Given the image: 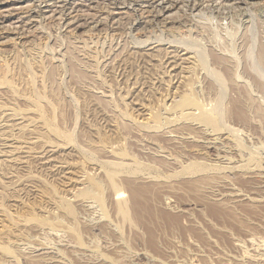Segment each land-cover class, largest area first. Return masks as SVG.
<instances>
[{"label":"rangeland","instance_id":"1","mask_svg":"<svg viewBox=\"0 0 264 264\" xmlns=\"http://www.w3.org/2000/svg\"><path fill=\"white\" fill-rule=\"evenodd\" d=\"M126 1L0 0V264H264V0Z\"/></svg>","mask_w":264,"mask_h":264},{"label":"bare ground","instance_id":"2","mask_svg":"<svg viewBox=\"0 0 264 264\" xmlns=\"http://www.w3.org/2000/svg\"><path fill=\"white\" fill-rule=\"evenodd\" d=\"M62 1H63V0H62ZM162 1H164V0H162ZM171 1H172V0H171ZM16 2H17V1H16ZM116 2H117V1H116ZM125 2H127V1L125 0ZM128 2H129V1H128ZM135 2H136V1H135ZM137 2H138V1H137ZM131 3H132V2H131ZM147 3H148V2H147ZM169 3H170V2H169ZM53 4H54V3H53ZM141 4H142V3H141ZM192 5H193V4H192ZM149 6H150V5H149ZM152 6H153V5H152ZM139 7H140V6H139ZM169 7H171V6L169 5ZM128 8H129V7H128ZM153 8H154V7H153ZM163 8H165V7H163ZM171 8H172V7H171ZM191 8H193V7H191ZM193 9H194V8H193ZM160 10H161V7H160ZM195 10H197V9H195ZM147 11H148V10H147ZM161 11H162V10H161ZM161 11H160V12H161ZM26 12H27V11H26ZM148 12H149V11H148ZM161 13H162V12H161ZM111 14H112V13H111ZM111 14H110V15H111ZM9 15H10V14H9ZM112 15H113V14H112ZM112 15H111V16H112ZM155 15H156V14H155ZM156 16H159L158 13H157ZM154 18H155V17H154ZM18 32H19V31H18ZM181 49H182V48H181ZM185 49H187V48H185ZM185 51H187V50H185ZM189 53H190V52H189ZM85 54H86V53H85ZM88 55H89V54H88ZM212 55H213V54H212ZM212 55H211V56H212ZM219 56H220V55H219ZM89 57H90V56H89ZM197 58H198V57H197ZM210 58H211V57H210ZM86 60H87V59H86ZM196 60H197V59H196ZM201 60L203 61L202 58H201ZM197 61H199V60H197ZM213 61L215 62V64H216L217 66H219L218 68H220L221 66H222V67L224 66V71H223V73L227 74V72H228L227 68H228V67H225V65H226L225 62H226V61H225L223 58H221V56H220V57L216 56V57H215V60H214V57H213ZM214 62H213V63H214ZM227 62H228V61H227ZM201 63H202V62H201ZM210 63H211V62H210ZM197 64H198V63H197ZM217 66H216V67H217ZM199 67H201V66L199 65ZM228 69H229V68H228ZM232 71H233V70H232ZM1 72H2V71H1ZM3 75H4V74H3ZM223 75H224V74H223ZM227 78H228V77H227ZM212 87H213V86H212ZM189 98H190V97H189ZM37 99H38V98H37ZM185 99H186V98H185ZM189 100H190V99H189ZM186 101H187V100H186ZM181 103H182V102H181ZM185 104H188V107H189V106H192V105H191V104H192V101L190 100V102H187V103L185 102L184 105H185ZM189 104H190V105H189ZM193 105H195V102L193 103ZM196 106H198V105H195V107H196ZM184 107H186V105H185ZM192 107H194V106H192ZM203 116H204V115H203ZM204 117H206V116H204ZM206 119H207V118H206ZM204 120H205V119H204ZM209 121L212 122V120H209ZM209 121H207V122H209ZM207 122H206V124H208ZM211 125H212V123H211ZM135 204H136V201H135ZM144 211H145V210H144Z\"/></svg>","mask_w":264,"mask_h":264}]
</instances>
